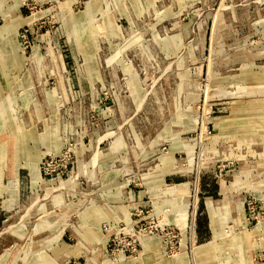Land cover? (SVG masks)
<instances>
[{
  "label": "rangeland",
  "instance_id": "374dc122",
  "mask_svg": "<svg viewBox=\"0 0 264 264\" xmlns=\"http://www.w3.org/2000/svg\"><path fill=\"white\" fill-rule=\"evenodd\" d=\"M0 264H264V0H0Z\"/></svg>",
  "mask_w": 264,
  "mask_h": 264
}]
</instances>
